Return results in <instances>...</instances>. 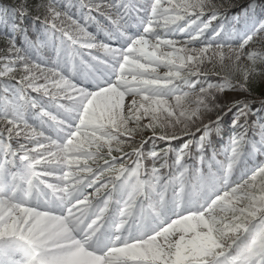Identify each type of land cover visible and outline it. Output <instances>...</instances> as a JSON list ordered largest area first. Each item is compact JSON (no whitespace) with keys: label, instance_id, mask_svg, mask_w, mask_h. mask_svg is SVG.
Returning <instances> with one entry per match:
<instances>
[{"label":"snow or ice","instance_id":"6c2138e0","mask_svg":"<svg viewBox=\"0 0 264 264\" xmlns=\"http://www.w3.org/2000/svg\"><path fill=\"white\" fill-rule=\"evenodd\" d=\"M0 33V264H264V111L228 101L264 0H21Z\"/></svg>","mask_w":264,"mask_h":264},{"label":"trees","instance_id":"16d2710c","mask_svg":"<svg viewBox=\"0 0 264 264\" xmlns=\"http://www.w3.org/2000/svg\"><path fill=\"white\" fill-rule=\"evenodd\" d=\"M20 2L21 0H0V9H3L5 7H8V8H11L13 10L19 8V5H20ZM43 2V0H33V5H34V10L35 9H38L39 7V4ZM77 2H79V0H77ZM243 11L242 8H236L232 13L231 15L233 17L235 16H238L241 12ZM36 15H39L38 12L35 13ZM35 17L33 18H30L29 20V27H32L33 26V20H34ZM231 22V21H230ZM39 28H43V23L41 22L39 24ZM93 31H96V29H93ZM12 30L9 29L8 30V35H12ZM0 39H4V35L3 33H0ZM23 38L21 37V40ZM255 47L257 49H260L262 47H264V45H260V44H257L255 45ZM2 48H0V55H2ZM165 71H167L165 69ZM212 82H215V83H223L224 82V77L223 76H217V75H213L212 78H211ZM241 82V77L240 76H236L235 77V83L239 84ZM252 87V93L249 94V93H246L247 94V98L244 99V100H248L249 102H252L256 109L258 111H264V77H261V78H256L254 80V82L252 83L251 85ZM235 118V114H233L232 117H229L228 120H229V127H230V124H231V121ZM257 119L256 116L253 117V122H255V120ZM148 136H152L153 133L149 132L147 133ZM229 135H231V133H229ZM191 139V137L189 138ZM187 141H179L176 145L177 148H182L184 146V144L186 143ZM218 143L223 146V141H220L219 138H218ZM170 145L167 143V142H163V141H157L155 142L153 145H149V148H153V147H158L160 150H163L167 147H169ZM173 162H175V157H173ZM192 163H197V161L193 160Z\"/></svg>","mask_w":264,"mask_h":264},{"label":"rangeland","instance_id":"374dc122","mask_svg":"<svg viewBox=\"0 0 264 264\" xmlns=\"http://www.w3.org/2000/svg\"><path fill=\"white\" fill-rule=\"evenodd\" d=\"M165 74H166V72H165ZM246 98H247V94L244 92H232V93L228 94V101H233V100H237V99L244 100Z\"/></svg>","mask_w":264,"mask_h":264}]
</instances>
